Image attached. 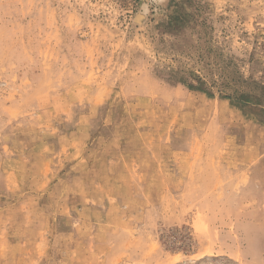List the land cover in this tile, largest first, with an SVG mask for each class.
<instances>
[{
	"label": "rangeland",
	"instance_id": "1",
	"mask_svg": "<svg viewBox=\"0 0 264 264\" xmlns=\"http://www.w3.org/2000/svg\"><path fill=\"white\" fill-rule=\"evenodd\" d=\"M0 264H264V0H0Z\"/></svg>",
	"mask_w": 264,
	"mask_h": 264
},
{
	"label": "trees",
	"instance_id": "2",
	"mask_svg": "<svg viewBox=\"0 0 264 264\" xmlns=\"http://www.w3.org/2000/svg\"><path fill=\"white\" fill-rule=\"evenodd\" d=\"M203 84H205L206 87H209L205 81H203ZM188 86H190V84H188Z\"/></svg>",
	"mask_w": 264,
	"mask_h": 264
}]
</instances>
